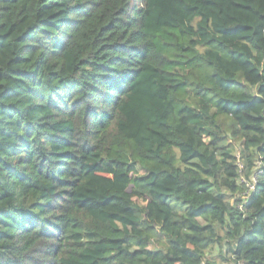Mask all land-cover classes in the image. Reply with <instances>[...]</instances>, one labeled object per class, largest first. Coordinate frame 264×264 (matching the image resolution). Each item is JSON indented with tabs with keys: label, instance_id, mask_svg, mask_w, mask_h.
Here are the masks:
<instances>
[{
	"label": "trees",
	"instance_id": "trees-1",
	"mask_svg": "<svg viewBox=\"0 0 264 264\" xmlns=\"http://www.w3.org/2000/svg\"><path fill=\"white\" fill-rule=\"evenodd\" d=\"M216 246L264 264V0H0V264Z\"/></svg>",
	"mask_w": 264,
	"mask_h": 264
},
{
	"label": "rangeland",
	"instance_id": "rangeland-1",
	"mask_svg": "<svg viewBox=\"0 0 264 264\" xmlns=\"http://www.w3.org/2000/svg\"><path fill=\"white\" fill-rule=\"evenodd\" d=\"M218 252H219V248L216 246L213 249L212 253L209 254V258H207L208 261H210V262H212L214 264H231L230 262H224V261H221L219 259H215V257L218 254ZM238 264H242V263H238Z\"/></svg>",
	"mask_w": 264,
	"mask_h": 264
},
{
	"label": "built area",
	"instance_id": "built-area-1",
	"mask_svg": "<svg viewBox=\"0 0 264 264\" xmlns=\"http://www.w3.org/2000/svg\"><path fill=\"white\" fill-rule=\"evenodd\" d=\"M239 167H240V168L242 167L241 164H239ZM254 185H255V178L252 177L251 182H247V187H248V189H247L246 194H248L251 190L254 189Z\"/></svg>",
	"mask_w": 264,
	"mask_h": 264
}]
</instances>
